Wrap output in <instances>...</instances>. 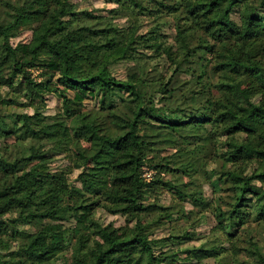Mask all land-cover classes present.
I'll return each mask as SVG.
<instances>
[{"label":"trees","instance_id":"obj_1","mask_svg":"<svg viewBox=\"0 0 264 264\" xmlns=\"http://www.w3.org/2000/svg\"><path fill=\"white\" fill-rule=\"evenodd\" d=\"M103 1L114 4L108 14L78 9L74 0L22 3L0 24V88L26 101L0 92L1 102L17 107L0 111V264H18V251L5 248L10 235L25 239L20 252L35 264H57L74 238L79 245L68 264H172L179 252L160 246L193 234L153 237L154 224L140 215L158 208L159 222L171 214L145 195L160 185L199 205L204 198L194 184L163 173L200 169L214 195L216 225L207 242L184 246L185 257L220 254L216 244L225 237L242 251L243 264H264V0ZM26 29L30 38L13 43ZM198 51L210 55L215 77L186 90L181 66L199 59ZM117 63L123 76L112 70ZM31 67L42 69L39 80ZM243 72L255 83L238 85ZM48 94L61 100L53 114L44 112ZM81 139L90 157L112 156L110 175L106 187L70 197L68 178L49 162L70 157ZM143 166L154 178H144ZM103 195L117 202L104 203ZM99 207L132 225L117 234L95 215ZM7 213L13 215L2 220ZM49 220L71 225L48 229ZM234 258L226 264H241Z\"/></svg>","mask_w":264,"mask_h":264},{"label":"rangeland","instance_id":"obj_2","mask_svg":"<svg viewBox=\"0 0 264 264\" xmlns=\"http://www.w3.org/2000/svg\"><path fill=\"white\" fill-rule=\"evenodd\" d=\"M49 0H0V24H5L8 22L9 17L12 12H14L15 6L22 3H35V4H47ZM76 7L78 9H88L96 14H108V9L113 7L114 4L106 3L103 0H74ZM118 23L124 22L123 19H116ZM168 37L172 35V32L167 30ZM31 36V31L26 29L21 32V34L12 38L13 43L19 39L28 40ZM199 59H195L194 62L187 61L181 67L182 69H187V71L181 74L182 80H188L185 85L186 90L190 86L196 84L198 79H211L215 77L211 70L210 65V55L205 51H198ZM190 66V67H189ZM32 77L39 80L41 76V68L31 67L28 69ZM112 70L119 74L124 75V65L123 63H117L112 67ZM205 70L204 73H200ZM194 73V75H193ZM192 74V75H191ZM264 77V73L262 74ZM201 76V77H200ZM237 84L240 86H245L250 83H255V78L248 73H242L240 77L236 80ZM18 88V86H17ZM1 95L6 99H15L18 102L25 103V99L21 96L20 92H15L12 87H2L0 88ZM123 95L124 92H122ZM20 103V104H21ZM45 107L44 112L48 114L55 113L60 107L61 100L58 96L54 94H48L45 97ZM88 106H91V100H87ZM12 108H17L13 104H6L0 101V111H7ZM25 109H31V105L24 106ZM259 134H264L263 130H258ZM28 145L35 146L37 143L35 140L28 139ZM89 141L87 139H81L80 144L77 147H72L70 149V157L65 153L55 155L49 162V166L53 171L63 172L68 178V182L71 184L70 197H73L82 192L87 193L94 184L104 188L108 184L110 168L109 162L112 156L108 153L101 154L96 157H90L89 151ZM78 164V165H76ZM33 165V164H31ZM30 165V166H31ZM143 176L146 180L154 178L157 174L155 170L148 166H143ZM163 177L173 181L176 184H183L190 182L195 185V189L204 198V202L199 205H193L189 200H181L176 198L173 192L166 189L164 186L155 185L152 190L146 193V200L152 201L158 206H161V212L170 213V218H161L159 222L154 220L158 217V208L151 210L149 212H144L140 215V220L142 222L153 223L151 228V233L153 237L165 236L172 232L183 233L188 231L193 239H185L182 243L177 245L160 246L163 251L173 250L179 252L180 260H175L172 264H226L229 261H233L238 257V262L243 264L244 257L242 256V251L230 247V239L225 238L218 242L216 245L221 248L220 254L215 256L202 258L198 255H190L188 258L185 257V252L183 251L186 244H197L204 240L207 242L214 234L213 229L215 228V220L213 217V205H214V195L211 191V187L206 179L203 170H190L187 172H164ZM48 187V182L45 183ZM192 186L184 185L185 191L191 190ZM200 191V192H199ZM200 195V194H198ZM104 203L117 202L114 199L102 196L101 199ZM12 213L5 214L1 219L5 217H11ZM95 215L99 217L105 223H112L116 227L117 234L125 232L131 225L132 222L126 221L123 214L120 213H110L106 211L105 207H99L96 209ZM71 223L59 220H49L45 222V227L48 229H58L65 226H70ZM21 228H26L27 230H33L34 227L20 225ZM210 235L206 239V236ZM213 238V237H212ZM25 245V239L18 235H10L5 237V248L7 250H16L17 256L15 262L18 264H35L25 258L20 249ZM79 242L77 238L70 241L66 250L62 253L60 259L57 260V264H68L72 261V258L77 253ZM182 249V250H181ZM234 249V250H233ZM181 250V251H180ZM236 252L233 254V252ZM233 256V258H232ZM241 256V257H240ZM162 264H169L167 262H162Z\"/></svg>","mask_w":264,"mask_h":264}]
</instances>
